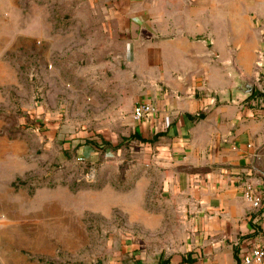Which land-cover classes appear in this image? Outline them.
Listing matches in <instances>:
<instances>
[{
  "label": "rangeland",
  "instance_id": "rangeland-1",
  "mask_svg": "<svg viewBox=\"0 0 264 264\" xmlns=\"http://www.w3.org/2000/svg\"><path fill=\"white\" fill-rule=\"evenodd\" d=\"M154 1L0 0V264H163L182 250L189 215L129 111L147 70L132 18Z\"/></svg>",
  "mask_w": 264,
  "mask_h": 264
},
{
  "label": "crops",
  "instance_id": "crops-1",
  "mask_svg": "<svg viewBox=\"0 0 264 264\" xmlns=\"http://www.w3.org/2000/svg\"><path fill=\"white\" fill-rule=\"evenodd\" d=\"M192 1L180 16L167 0L133 15L140 48L132 57L147 70L137 72L142 91L129 111L138 103L158 109L137 133L189 215L183 248L168 264H242L264 245V204L254 208L245 196L251 185L264 200V89L246 101L233 100L232 90L237 77L264 74V0L235 8Z\"/></svg>",
  "mask_w": 264,
  "mask_h": 264
},
{
  "label": "built area",
  "instance_id": "built-area-1",
  "mask_svg": "<svg viewBox=\"0 0 264 264\" xmlns=\"http://www.w3.org/2000/svg\"><path fill=\"white\" fill-rule=\"evenodd\" d=\"M158 109L152 104L138 103L132 112L134 121L140 122L156 115ZM245 196L254 208H261L264 200L258 197L251 185L246 186ZM264 262V245L259 249L249 251L243 258L242 264H262Z\"/></svg>",
  "mask_w": 264,
  "mask_h": 264
},
{
  "label": "water",
  "instance_id": "water-1",
  "mask_svg": "<svg viewBox=\"0 0 264 264\" xmlns=\"http://www.w3.org/2000/svg\"><path fill=\"white\" fill-rule=\"evenodd\" d=\"M235 82L236 86L232 90L233 100L246 101L254 96L256 87L253 81L251 82L237 77Z\"/></svg>",
  "mask_w": 264,
  "mask_h": 264
},
{
  "label": "trees",
  "instance_id": "trees-1",
  "mask_svg": "<svg viewBox=\"0 0 264 264\" xmlns=\"http://www.w3.org/2000/svg\"><path fill=\"white\" fill-rule=\"evenodd\" d=\"M257 93H258V91L254 93V96H255ZM254 96H253V97H254ZM205 115H206L205 113H200V114L198 115V118H204ZM136 138H137L138 140L144 142V141L139 137V135H138ZM165 263L168 264V262H165Z\"/></svg>",
  "mask_w": 264,
  "mask_h": 264
}]
</instances>
